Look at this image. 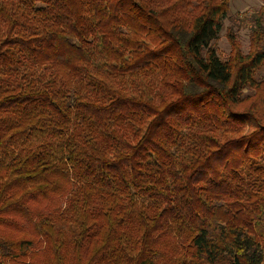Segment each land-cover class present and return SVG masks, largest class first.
I'll return each mask as SVG.
<instances>
[{
  "label": "trees",
  "instance_id": "16d2710c",
  "mask_svg": "<svg viewBox=\"0 0 264 264\" xmlns=\"http://www.w3.org/2000/svg\"><path fill=\"white\" fill-rule=\"evenodd\" d=\"M229 12L0 0V264H264V7L223 60Z\"/></svg>",
  "mask_w": 264,
  "mask_h": 264
},
{
  "label": "rangeland",
  "instance_id": "374dc122",
  "mask_svg": "<svg viewBox=\"0 0 264 264\" xmlns=\"http://www.w3.org/2000/svg\"><path fill=\"white\" fill-rule=\"evenodd\" d=\"M263 7L264 2L261 0H230L229 17L224 21V28L215 44L217 51L223 60H226L232 53L230 43L227 39V32L230 27H233V32L241 43L244 53L248 52L253 14L261 10ZM263 74L264 70L261 75ZM250 93L251 91L248 90L246 95ZM10 215H16V213L13 212L10 213Z\"/></svg>",
  "mask_w": 264,
  "mask_h": 264
}]
</instances>
